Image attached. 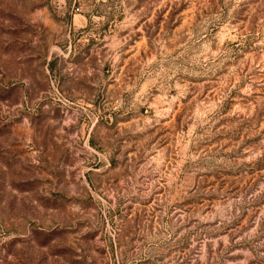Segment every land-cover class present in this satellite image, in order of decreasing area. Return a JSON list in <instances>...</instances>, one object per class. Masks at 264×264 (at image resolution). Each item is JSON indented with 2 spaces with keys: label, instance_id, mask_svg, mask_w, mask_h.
<instances>
[{
  "label": "rangeland",
  "instance_id": "obj_1",
  "mask_svg": "<svg viewBox=\"0 0 264 264\" xmlns=\"http://www.w3.org/2000/svg\"><path fill=\"white\" fill-rule=\"evenodd\" d=\"M0 264H264V0H0Z\"/></svg>",
  "mask_w": 264,
  "mask_h": 264
}]
</instances>
